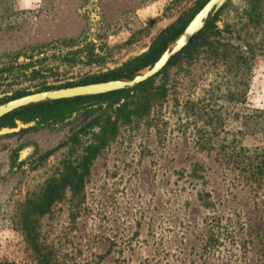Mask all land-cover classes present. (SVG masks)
<instances>
[{
  "label": "rangeland",
  "instance_id": "1",
  "mask_svg": "<svg viewBox=\"0 0 264 264\" xmlns=\"http://www.w3.org/2000/svg\"><path fill=\"white\" fill-rule=\"evenodd\" d=\"M195 1L8 0L0 4V65L6 54L42 48L21 54L17 63L33 66L5 74L0 98L117 68L145 52ZM250 2L231 0L216 26H234L245 43H255L245 107L264 109V0L257 24L250 22ZM204 49L174 60L156 77L165 98L142 119L119 125L91 161L83 190L74 195L66 188L36 220L38 252L20 229L23 205L47 180L77 165L97 128L81 132L84 122L73 115L0 131V264H40L42 256L49 264H264V174L251 176L250 169L264 161V139L223 130L213 151H198L195 143L210 128L183 110L220 70ZM233 148L241 150L240 172L229 158ZM196 163L203 164L204 179L188 176ZM201 192L208 197L201 200Z\"/></svg>",
  "mask_w": 264,
  "mask_h": 264
},
{
  "label": "trees",
  "instance_id": "2",
  "mask_svg": "<svg viewBox=\"0 0 264 264\" xmlns=\"http://www.w3.org/2000/svg\"><path fill=\"white\" fill-rule=\"evenodd\" d=\"M8 0H0V4H8ZM208 0H196L193 6L183 12L172 24L160 31L151 41L148 49L138 56H135L121 66L107 71L102 75L88 78L77 84H66L58 87H42L35 92L26 90L15 91L9 97L0 98V104L23 97L32 93L57 88L86 85L109 80L124 79L130 80L135 75L148 67H151L160 57L166 47L183 31L191 18L205 5ZM231 0L222 9L210 18L199 34L177 55H175L167 66L155 77L145 81L132 89H124L103 95L90 97H77L73 99H62L23 107L0 118V131L2 129H14L16 123L24 125L37 123V125L56 124L68 120L73 115L84 122L81 132L97 128L92 133L91 142L83 150V154L75 167L69 164L66 171L60 177H53L47 180L41 190L26 199L20 213V229L24 235L25 242L38 252L36 243V220L46 215L52 205L60 200L66 188L75 195L83 190V179L88 175L91 161L106 147L118 131L119 125L129 124L134 119L145 117L154 102L163 100L166 96V89L163 84L154 85V80L162 74L170 64L186 55L191 58L198 53L199 48L205 47L201 53H206L209 60L216 69H220L207 89L203 91L202 97L196 101H187L183 110L186 117L192 118L193 122H202L203 127H209L206 137L201 136L195 143L198 151H213L215 141L219 133L227 130L234 135H258L264 139V109H248L245 107L247 95L250 90L253 60L256 53L255 43H245L240 35V30L234 26H225L223 30L217 29L216 23L220 15L226 9ZM260 0H251L249 18L251 23H256L260 17L258 12ZM7 6V5H6ZM9 10L6 9L5 12ZM257 24V23H256ZM11 27V26H10ZM214 38L211 40V38ZM26 49L23 53H9L4 55L5 61L0 65V80L5 74H11L14 69L25 70L33 63H17L21 54L38 50L40 47ZM38 54H42L38 51ZM32 71L31 75H36ZM222 101L221 104L219 102ZM223 104L231 107L223 112ZM228 107V108H229ZM228 110V111H227ZM36 126L20 129L17 133L22 134L35 130ZM77 134L74 135L76 142ZM232 143V142H231ZM224 149V148H223ZM241 150L231 149L229 158L233 159L235 168L242 170L239 166ZM203 164L191 165L188 176L192 180L204 179ZM253 169L251 176L264 174V161L251 165ZM255 170V171H254ZM200 199L208 197V193L198 194ZM204 202V201H203ZM206 202V201H205ZM203 206L213 207V203L206 202ZM40 264H49L45 256L41 257Z\"/></svg>",
  "mask_w": 264,
  "mask_h": 264
},
{
  "label": "water",
  "instance_id": "3",
  "mask_svg": "<svg viewBox=\"0 0 264 264\" xmlns=\"http://www.w3.org/2000/svg\"><path fill=\"white\" fill-rule=\"evenodd\" d=\"M227 1L228 0H208L191 18L175 40L166 47L158 60L151 67L141 71L132 79H116L32 93L0 104V118L13 111L34 104L62 99H73L77 97L103 95L124 89H132L137 85L148 81L159 74L167 66L169 61L190 43L195 35L203 31L208 20L213 18L220 11Z\"/></svg>",
  "mask_w": 264,
  "mask_h": 264
}]
</instances>
